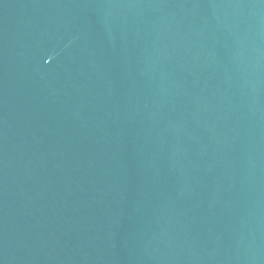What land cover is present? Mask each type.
Listing matches in <instances>:
<instances>
[{
  "label": "water",
  "instance_id": "obj_1",
  "mask_svg": "<svg viewBox=\"0 0 264 264\" xmlns=\"http://www.w3.org/2000/svg\"><path fill=\"white\" fill-rule=\"evenodd\" d=\"M0 264H264V0H0Z\"/></svg>",
  "mask_w": 264,
  "mask_h": 264
}]
</instances>
